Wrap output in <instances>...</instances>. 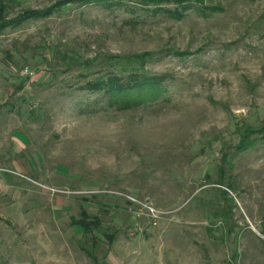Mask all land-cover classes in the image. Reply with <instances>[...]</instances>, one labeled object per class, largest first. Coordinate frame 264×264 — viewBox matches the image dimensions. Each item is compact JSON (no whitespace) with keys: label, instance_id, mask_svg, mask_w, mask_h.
Listing matches in <instances>:
<instances>
[{"label":"rangeland","instance_id":"1","mask_svg":"<svg viewBox=\"0 0 264 264\" xmlns=\"http://www.w3.org/2000/svg\"><path fill=\"white\" fill-rule=\"evenodd\" d=\"M95 1L0 0V264H264V0Z\"/></svg>","mask_w":264,"mask_h":264},{"label":"trees","instance_id":"2","mask_svg":"<svg viewBox=\"0 0 264 264\" xmlns=\"http://www.w3.org/2000/svg\"><path fill=\"white\" fill-rule=\"evenodd\" d=\"M108 0H96V3H105ZM150 3L162 4L168 0H146ZM81 2L91 3L92 0H81ZM107 4V3H106ZM110 7V6H109ZM108 7V8H109ZM4 5L0 2V32L5 28L16 26L21 22L31 19L40 18L50 15L49 11L45 12H31L25 11L22 15L16 19L6 21L4 14ZM131 85L123 84V81L116 77H110L106 80L97 79L95 83H89L86 88L89 92H105L108 97L110 104L117 106L120 109H131L133 107L142 105L145 102L153 100L159 92V86H155L150 80L137 81L131 78ZM72 224L82 228L85 235L90 234L93 228L99 227V220L96 217H90L85 212H81L80 219H72ZM105 239L111 244L114 239V235H103ZM90 257V256H89Z\"/></svg>","mask_w":264,"mask_h":264},{"label":"built area","instance_id":"3","mask_svg":"<svg viewBox=\"0 0 264 264\" xmlns=\"http://www.w3.org/2000/svg\"><path fill=\"white\" fill-rule=\"evenodd\" d=\"M133 202H135V201H133ZM135 203H137V202H135ZM137 206L140 207L139 211L143 210L146 212V214L149 217L152 224L156 223V221L158 220V217H159V213L155 209H153L150 205H137Z\"/></svg>","mask_w":264,"mask_h":264},{"label":"crops","instance_id":"4","mask_svg":"<svg viewBox=\"0 0 264 264\" xmlns=\"http://www.w3.org/2000/svg\"><path fill=\"white\" fill-rule=\"evenodd\" d=\"M71 221H72V219H71ZM71 224H72V222H71ZM73 225V224H72ZM75 226V225H74Z\"/></svg>","mask_w":264,"mask_h":264}]
</instances>
